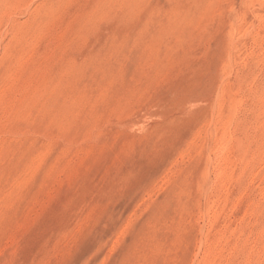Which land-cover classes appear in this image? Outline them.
Wrapping results in <instances>:
<instances>
[{"label": "rangeland", "instance_id": "obj_1", "mask_svg": "<svg viewBox=\"0 0 264 264\" xmlns=\"http://www.w3.org/2000/svg\"><path fill=\"white\" fill-rule=\"evenodd\" d=\"M0 264H264V0H0Z\"/></svg>", "mask_w": 264, "mask_h": 264}]
</instances>
